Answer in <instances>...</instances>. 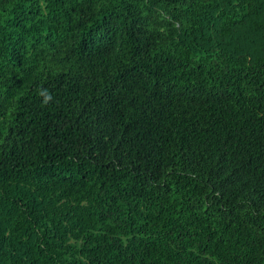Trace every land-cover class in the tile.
I'll use <instances>...</instances> for the list:
<instances>
[{
  "label": "trees",
  "instance_id": "obj_1",
  "mask_svg": "<svg viewBox=\"0 0 264 264\" xmlns=\"http://www.w3.org/2000/svg\"><path fill=\"white\" fill-rule=\"evenodd\" d=\"M0 264H264V0H0Z\"/></svg>",
  "mask_w": 264,
  "mask_h": 264
}]
</instances>
